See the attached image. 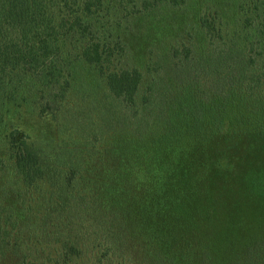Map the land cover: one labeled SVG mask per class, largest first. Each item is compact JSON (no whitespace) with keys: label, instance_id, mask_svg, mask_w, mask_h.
I'll return each instance as SVG.
<instances>
[{"label":"trees","instance_id":"obj_1","mask_svg":"<svg viewBox=\"0 0 264 264\" xmlns=\"http://www.w3.org/2000/svg\"><path fill=\"white\" fill-rule=\"evenodd\" d=\"M2 151L0 264H264V0H0Z\"/></svg>","mask_w":264,"mask_h":264},{"label":"rangeland","instance_id":"obj_2","mask_svg":"<svg viewBox=\"0 0 264 264\" xmlns=\"http://www.w3.org/2000/svg\"><path fill=\"white\" fill-rule=\"evenodd\" d=\"M156 19L153 18H150V20L146 21L145 24L148 25V34L146 35L148 37V40H150V43L154 40V39H157L155 42H158V41H161L165 40V42L167 40H169L171 37H175V36H178V31L182 30L183 27H180V24L175 21V17L169 19V20H163V21H158L159 24L161 25L158 26V24L155 22ZM177 26V28L175 29L174 27ZM141 43H144V41H141ZM146 49V48H145ZM145 49H142V53L140 55V57L144 56L145 55ZM11 119V118H10ZM12 120V119H11ZM20 122V121H18ZM18 122L13 120V123L18 125ZM30 125H27L23 128H27L26 131L30 134V136L33 138V139H37L39 138L40 136V133L43 132V131H47V129H54L52 127H50L48 124H39L37 122L35 123H31V122H28ZM0 157H5V154L4 152L2 151L1 153V156ZM13 174L10 173V172H4V174H2L1 176V179H0V189L1 188H5V195H3L4 199H7L5 200V202L3 203V206L0 207V210L2 211V216L3 218L5 219L7 214H10L12 215V218L14 216V211L16 210H13L11 207H14L16 206V203L13 201V199L15 198V194L13 193V187L11 186V181L13 180ZM19 204V203H18ZM8 206V207H7ZM18 216L19 213H17ZM23 216H22V220L20 221V224L23 223ZM3 223V222H2ZM8 228L9 229H12V225L9 224L8 225ZM15 234V231L14 233Z\"/></svg>","mask_w":264,"mask_h":264}]
</instances>
